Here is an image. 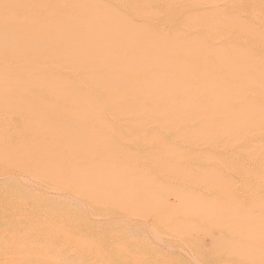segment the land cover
<instances>
[{
  "label": "bare ground",
  "instance_id": "bare-ground-1",
  "mask_svg": "<svg viewBox=\"0 0 264 264\" xmlns=\"http://www.w3.org/2000/svg\"><path fill=\"white\" fill-rule=\"evenodd\" d=\"M70 1H76L70 10L65 7L63 12H58L50 11V6L45 3V0H26L20 4L11 3V0H0V27L2 28L0 49L10 54V59L6 54L0 55V74L9 77L4 91L6 93L0 91V105L7 107L9 104H18L21 106L18 112L0 114V264H86L90 258L85 253L93 250H99L98 255L91 257L94 258L93 261L91 259L93 264H105L107 259L115 264L116 259L128 247L140 248V245L133 244V236L127 245L122 246L123 243H119L120 240L115 239L111 233L109 234L112 237L99 235L98 227L93 225L90 218V221L78 218L81 220L78 222L80 223V234L75 233L73 232L75 228L73 229L70 223L68 225L67 220L60 218L54 210L50 213L37 209V205H33L40 201L34 197L25 198L24 196L23 183L25 181L39 185L44 182L41 178L50 176L47 180L51 186L57 183L62 186L56 192L58 195L63 192L64 195L61 194L65 196L64 192L73 191V200L84 202L82 196L88 197L91 194L102 198L94 201L96 207L104 203V200H108L107 202L113 205V193L101 196L98 193L99 188L113 184L116 180L122 179V176L115 177L108 171L106 174L102 172V168L104 169L107 165L102 159V153L103 151H115L121 141L100 129L105 121L110 124H127V130H131L132 133H124L123 142L131 147L133 153L148 155L157 153L164 147L148 144V148H145L139 145V142L158 138L165 118H174L172 123L169 122L171 126H175L180 123L186 113L189 114L194 109L193 133L188 136V146L176 148L175 145L168 144L167 150L169 152L188 150L193 157L213 156L222 147L218 144L213 145V123L209 126L207 117L213 115V101L223 94L229 96L235 94L255 105L254 110L244 113V117L241 114L233 115L241 120L246 119L235 135L239 136L246 130L254 129L255 139H264V124L260 122L261 117L264 116V99L257 95L259 90L264 94V64L262 63L264 61V43H262L264 38L254 39L257 36L264 37V0H235L239 2L238 8L243 6V9H246L245 12L234 14L229 9L232 14L230 19L220 22L221 24L213 22L216 18L205 16L209 10L216 9L213 6L208 8V11L192 9L186 10L188 12L185 11V13L180 11L166 16L164 13L151 22L147 19L132 18L125 24L124 21L115 22V18L111 16L93 12L81 16L77 10L87 9L89 11L88 4L91 0H68L67 2ZM153 1L157 5L155 7H159V0ZM188 1L192 0H180L178 7ZM227 1L221 3L227 4ZM108 2L112 3L113 0H96V4ZM7 7L10 8L9 11ZM25 7H28V10L23 11ZM254 17H257L256 21L253 20ZM40 18L42 21H39ZM194 18L197 20L208 18V21L203 23V26L186 25ZM8 23L11 24L9 36L6 28ZM32 23L38 26L34 29L37 36H33L28 30L22 28ZM105 23L109 27L99 34L97 31ZM230 24L238 28L236 35L234 31L227 30L222 31L216 37L215 34H208L210 29L218 26L228 29ZM50 25H53L51 31H49ZM176 26L182 27L183 30ZM171 29L175 32L169 33ZM76 33H83L84 38L80 39V43L85 42L87 47L83 50H72L70 47L60 49L53 58H47L49 63L45 69L33 68L34 72L31 76L37 78L35 85L29 84L32 88L27 86L26 90L21 88L20 76L27 66L32 65L33 67V63L42 61L41 51L62 41H67L72 46L75 38L73 35ZM162 35L167 38L161 39ZM190 36H197L199 40L178 41V39L183 40ZM120 38L124 46L113 50L114 56L108 54L107 46H118L121 42ZM110 40L113 42L109 43ZM101 41L107 43L101 46ZM77 60L80 61V67L74 77L60 76V71L67 70L69 65ZM21 62L25 64L15 66V63L20 64ZM133 65L137 68L134 69ZM170 69L173 70L174 78L166 76L169 75L166 72ZM231 75L233 78L238 77L239 81H234L231 85H223L217 79L231 77ZM156 79L159 81L153 85L157 86L146 90ZM171 83L175 89L171 91L163 89ZM5 84L6 81L0 77V86L4 87ZM51 90L82 92L88 101L71 106L69 114L60 120L53 109L55 100L47 98L48 91ZM200 94L202 96L198 97ZM128 96H132V99L125 100ZM159 97H162L165 102L171 99L181 100L185 106L175 111L162 101H159L161 103L158 106H145L138 103V101L156 100ZM76 98L74 95L70 96L72 101ZM107 98L110 99L108 103L111 106L124 105L131 112H122L118 107L111 112L107 107L101 106V102ZM198 98L201 99L198 100ZM91 102L93 104H90ZM206 107L211 108L210 113L209 109L205 111ZM52 111L54 114L50 115ZM97 113L102 116L99 115L94 120L93 117ZM219 114L218 119L223 117L222 112ZM76 116L79 118H75ZM51 126H57L58 133L51 132ZM26 127H28L27 130ZM51 151L54 152L51 153ZM66 157H68L67 160L63 159ZM187 165L189 167H184L192 173L189 178L193 183L205 185V180L212 175L211 169L214 164L210 160L208 162L192 161ZM126 170L131 173L132 165L128 163ZM49 172H53L59 179H55L54 175H50ZM197 187L199 186L191 188L188 193H175L172 199L170 197L167 200L156 198L149 204H146L148 198L138 191L134 196H142L144 206L141 203L128 202L127 209H133V213H114L111 217L123 215V218L120 216L113 220L137 221L141 210L149 207L155 211H161L171 221V227L178 229L188 237L192 233L196 234V239L183 240L182 245L189 247L203 245V248L208 249L205 239L213 237V223L203 221L201 222L202 227L198 222V217L211 212L213 202L207 203L209 194L201 190L198 193ZM50 189L49 195L54 193L52 192L54 188L50 187ZM39 192H41L40 189ZM69 193L66 194L71 195L72 198V194ZM74 193L78 195V198ZM57 194L56 197H58ZM123 197L124 195L121 194L117 198L122 199ZM25 199L28 200L25 201ZM47 199L45 201L49 204H54V198L49 196ZM56 203L58 202H55V206ZM63 203L61 202L62 205ZM88 206L91 205L88 204ZM108 207L111 208V205ZM78 216L76 215V218ZM82 216L87 218L86 214ZM100 218L98 216L97 219ZM26 219L31 222L27 224H32L33 228L30 236H26L27 234L24 236L21 228L25 224L23 220L26 221ZM41 219L44 224L45 221L52 224L42 227ZM147 221L145 220L144 223L148 224ZM63 222H66L65 225ZM196 228L199 229L197 231H203L208 235L202 237L203 239L200 238L199 233L195 231ZM222 228V225L218 224L216 229L220 231ZM103 238H108L105 243ZM73 257L78 258L76 263L71 262ZM194 258L213 262V259L199 254L194 255Z\"/></svg>",
  "mask_w": 264,
  "mask_h": 264
},
{
  "label": "rangeland",
  "instance_id": "rangeland-1",
  "mask_svg": "<svg viewBox=\"0 0 264 264\" xmlns=\"http://www.w3.org/2000/svg\"><path fill=\"white\" fill-rule=\"evenodd\" d=\"M25 1L26 0H11V3L20 4ZM67 1L68 0H66L65 3V0H45V3L50 6V11L56 10L58 12H63L65 7L70 10L73 5H75L74 3H76V1ZM179 1L180 0H159V7H155L157 5L153 3V0H113L112 3L108 2L106 4H96V0H91L88 4V6L90 7L89 11L87 9H81L82 11L77 10V13L81 16H86L93 12L99 15L111 16L115 18V22L124 21V23L127 24V21L132 18H134L135 20L138 18L140 20L147 19L149 22H151L153 19L162 16L164 13V15L166 16L168 14L179 13L180 11H183L185 13L186 10L192 9H206L208 11L210 7L213 6V8L216 9H213L214 11L211 9L212 14H210L211 11L209 10L205 16L216 18L213 22L220 23L230 19V15L232 14L230 13L229 9L232 10L234 14H242L246 10L243 9V6H239V8H241L239 9L237 6L239 2L235 0H204L202 2L192 0L178 7ZM224 1H227V4L221 3ZM208 2H213L216 4L210 5ZM218 3H221V5H218ZM33 4H36V2H33ZM23 9V11H26L28 10V7H25ZM9 10L10 8L7 7V11ZM194 19H191L186 25L193 27L195 26V24H199L203 26V23L208 21V18L206 20H201L200 18H198V20L197 18ZM253 20L256 21L257 17H254ZM39 21H42V19L40 18ZM10 26V23L6 24L8 36L10 35ZM52 26L53 25L49 26V31H51ZM37 27L38 26L34 25V23L22 26L23 29L28 30L33 36L38 35L34 33V29H36ZM108 27L109 25L107 23L102 24L101 28L97 32L99 34H102ZM177 27L179 28L180 26H176V28ZM227 28L228 29L223 28L222 26H218L217 28L210 29L208 31V34H215L216 37L222 31L227 30L234 31L236 35V31L238 29L237 27H234L232 24H230ZM173 29H171L172 31L170 30L171 32L169 33H174L175 29ZM179 29L183 30L182 27H180ZM1 32L2 28L0 27V33ZM76 34L73 35L75 38L72 42V46L71 43H68L67 41H62L57 45L44 48L41 51L42 61H37L33 63V67L31 65L27 66L24 69L23 74L20 76L21 88L26 90L29 84L35 85V80H37V78L31 76V74L34 72L33 68L37 69L38 67H42L45 69V67L49 63V59L47 58H53V56L57 52H59L60 49H63L65 47H70V49L72 50L85 49L87 47L86 43H80V39L84 38L83 33ZM166 38L167 37L165 35L161 36V39ZM263 38V36L262 38L260 36H257L254 39L262 40ZM193 40L198 41L199 37L190 36L183 40L178 39L179 42H193ZM108 42L112 43L113 40H110ZM106 43L101 41L100 45L103 46ZM262 43H264V41ZM123 46L124 43L121 39V42L118 46H107V53L114 56L112 51ZM28 47H31V45H28ZM2 54H6L7 58L10 59V54L5 53L1 48L0 55ZM262 63L264 64V61ZM21 64L24 65L25 63H15V66ZM79 67L80 61H74L69 65V68L67 70H62L59 72V74L62 77L72 78L76 75ZM133 68H137L136 65H133ZM172 71L173 70L171 69L167 70L166 73L169 75L166 76L168 78L175 77ZM0 77L6 81L4 87L0 86V91H2L3 93L6 90L5 87L7 86V81L9 80V77L7 75L1 76V74ZM217 79L220 80L223 85H231V83H234V81H239L238 77L233 78L232 75L231 77H219ZM158 81L159 79H156L155 82L152 83L146 90L150 89L152 86V88H155L157 85L153 84L157 83ZM171 85L172 83L169 84L168 87H165L163 89L166 91H171V89H175L174 85ZM29 87L32 88L31 86ZM224 91L227 92L226 90ZM48 94L49 95L47 98L55 100L53 109L60 120H63L69 114V108L71 106L80 105L88 101L86 98H84V94L82 92H74L70 90H51L48 91ZM90 94L91 92L89 91V95ZM181 94L183 95L182 90ZM71 95L76 96V100L72 101L70 99ZM257 95L264 99V94L260 90ZM201 96V94L198 95V97ZM130 99H132V96H128L125 100ZM199 99L201 98H198V100ZM109 100L110 99L108 98L103 100L101 102V106L107 107L111 112L116 110L117 107L120 108L122 112H131L130 109L124 105L111 106L108 103ZM159 101H162L165 105H169L175 111H179L185 106L181 100L171 99L165 102L163 101L162 97H159L156 100L138 101V103L143 104L145 106H158L161 103ZM90 104L93 103L91 102ZM35 105H38V103H35ZM19 108H21V106L18 104H9L7 107L0 105V114H4L7 112H18ZM254 108L255 105L244 101L242 97L236 96L235 94H232V96L223 94L220 96L219 99L213 101V115H208L207 123L209 126L213 123V145L218 144V146L222 148L217 151L213 156L204 155L203 157H193L192 155H190V152L188 150H185L183 152L178 150H173L169 152L167 150L168 144H173L176 146V148L188 146V136L193 133L192 126L194 123V109H192L189 114L186 113L180 123L175 126L170 125V122L172 123L174 118H165L164 125L162 126L163 129H161L158 138H156L155 140L139 142V145L145 148H148V144H152L156 147H164L159 152L148 155H137L133 153L131 147L123 142L122 135L124 133H132L131 130H127V124H110L109 122L105 121L102 123V127L100 129L104 133L112 134L114 137H117L121 141L120 145L115 151H103L102 153V159L104 162L107 163L104 168L105 170L102 168V172L104 171V174H106V171H108L111 175L115 177L122 176V179L116 180L113 184L101 186L99 188L98 193L101 196L110 194L111 192L113 193V205L111 203H108V200H104V203H101L99 207H96L97 205L94 201L101 200L102 198L96 195L92 196L91 194H89L88 197L82 196V199L84 197V199L86 200L85 201L83 199L84 202H75V200H73V191H67L68 193L70 192L69 194H72V198L71 195L66 194L67 192H64L65 196H63V192H60L58 195L56 192L59 191L62 186L58 183L53 184V186L56 185V187L51 186L49 184L50 182L47 180L48 178H50V176L47 178L44 177L46 179L41 178L42 182L44 181V184L41 183L39 185H34L32 182L29 183L30 181L28 182V180V183L25 181L26 183H23V188L25 192L24 196L25 198L34 197L38 199V201H40L39 203L44 204H40L41 207L39 203L34 204L33 206L37 205V209L50 213L54 210V212H56L58 216L60 215V218L67 220L68 225L71 224V226H73V229L75 228L73 230V232L75 233L80 234V223L78 222H80L81 220H78L79 218L86 221H90L91 219L93 225L98 227L99 233H97L99 235H103L104 237H110L112 234L115 239L120 240L119 243H123L121 244L122 246L127 245V242H129V240L132 239L133 236V244L140 245V248L128 247L124 250L122 255L116 259L115 264H264V139H255L256 132L254 131V129L246 130L239 136L235 135L237 130L246 122V119L244 118V120H241L238 116L233 117L234 114H241L244 117V113L251 112L252 110H254ZM208 109L210 113V107H206L205 111H208ZM221 112V116L223 117L218 119V116L220 115L219 113ZM53 114L54 112L52 111L50 115ZM99 115L101 114L97 113L93 117V119L96 120ZM75 118L78 119L79 116H76ZM260 122L264 124V116L261 117ZM26 125L28 124L26 123ZM25 129L27 130L28 127H26ZM20 131L21 129L17 132L19 133ZM50 131L58 133V127L51 126ZM29 142H31V140ZM53 152L54 151H51V153ZM63 159L67 160L68 157ZM210 160H212L214 164L213 168L211 169L212 175L209 176V179L205 180V185L197 184L199 186L197 187L198 193L200 192V190L201 192H206V194H209V200L207 203L213 202V209H211V212L204 213L198 217V222L200 223V225L203 221L213 223V237L205 239V243L209 247L208 249L203 248V245L200 247H189L182 245L181 243L183 242V240H186L188 238L196 239V234L192 233L190 237H188L178 229L171 227V221L168 220L161 213V211H155L149 207H144L141 210L140 217H138L137 221L129 220V222H124V220H113V218L120 217L121 215L111 217V214L114 213H133V209H127L128 202L141 203V205L144 206L143 197L134 196L136 193H138V191L148 198L146 200V204L154 202V199L156 198L161 200H167V198L170 197L172 199L174 198L172 195L178 192H190L191 188L196 187L197 185L196 182L193 183L192 179L189 178L190 175L192 176V173H189V169L185 168L184 166L189 167L187 164L191 163L192 161L208 162ZM128 163L131 164L133 168L131 173L126 170V166ZM53 172H49L50 175L53 174L54 176H52L55 179H59V177L54 174L55 172ZM49 173L46 174L49 175ZM31 184L32 187H30ZM11 185L15 187L14 184ZM35 186L38 187V190ZM50 187L54 188L52 189V192L54 191V193H52L53 195H55L54 197L52 194L49 195V192L51 191ZM47 188H49V190ZM39 189L41 192H39ZM56 194L58 195V197H56ZM74 194L76 197L78 196L76 195V193ZM121 194L124 195V197L122 199H118L117 197H119V195ZM44 195H46V197ZM49 196L54 198V204L55 202H58L59 204L56 203L55 206L54 204H49L48 201H45L48 200L47 198H49ZM26 200L28 199H25V201ZM61 202H64V207ZM78 203L86 205L87 209L86 206L84 207L80 204L78 205ZM88 204L91 206L89 207ZM109 205H111V208L108 207ZM48 208L53 209L49 210ZM83 212L86 214L87 218L82 216L85 215ZM74 213L77 216L80 214L82 215L76 218V215ZM155 213L157 214L155 215ZM62 216L65 218H63ZM98 216L99 218L101 216V218L97 219ZM120 218H123V215ZM145 220L150 221H147V224L144 223ZM191 220L193 221V219ZM41 221L43 222V225L41 224L42 227H46L52 224L46 221L44 224L43 219H41L40 222ZM27 222L31 223L28 221V219H26V221L23 220V224H25L22 225L21 228L23 235L27 234L26 236H30L33 232V228L31 226L32 224H29V226ZM65 223L66 222H63L64 225ZM218 224H221L223 227L220 231L216 229L218 227ZM29 227L31 228V230ZM62 227L65 228V226ZM197 230L199 229L196 228L195 231L199 233L198 236L200 238L204 237L205 235H208L205 234L203 231ZM61 232L62 231H60V233ZM106 239L108 238H103L104 243ZM26 244L28 243L26 242ZM104 252H106V250H104ZM98 253L99 250L87 251L85 254L90 259L87 261L86 264H93L92 261L94 260V258L91 257L94 255H98ZM196 254L213 259V262L210 263L208 262L210 260L207 259H195L194 255ZM74 258L75 257H73L71 262L75 261L73 263H76L78 258ZM105 264L112 263L109 259H107L105 261Z\"/></svg>",
  "mask_w": 264,
  "mask_h": 264
}]
</instances>
